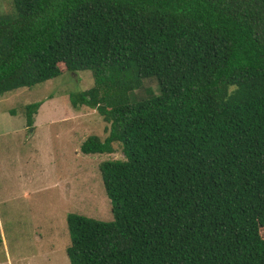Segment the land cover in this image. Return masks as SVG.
<instances>
[{
  "label": "trees",
  "instance_id": "16d2710c",
  "mask_svg": "<svg viewBox=\"0 0 264 264\" xmlns=\"http://www.w3.org/2000/svg\"><path fill=\"white\" fill-rule=\"evenodd\" d=\"M5 1L0 95L90 70L72 105L110 126L81 151L123 154L114 220L68 214L71 264H264V0Z\"/></svg>",
  "mask_w": 264,
  "mask_h": 264
},
{
  "label": "rangeland",
  "instance_id": "374dc122",
  "mask_svg": "<svg viewBox=\"0 0 264 264\" xmlns=\"http://www.w3.org/2000/svg\"><path fill=\"white\" fill-rule=\"evenodd\" d=\"M9 10L10 2L0 1V13ZM93 85L92 71H68L0 95V114H14L0 121V264H71L68 214L114 220L100 164L123 154L81 151L110 125L70 98ZM38 102L31 126L26 106Z\"/></svg>",
  "mask_w": 264,
  "mask_h": 264
},
{
  "label": "crops",
  "instance_id": "0c3cea01",
  "mask_svg": "<svg viewBox=\"0 0 264 264\" xmlns=\"http://www.w3.org/2000/svg\"><path fill=\"white\" fill-rule=\"evenodd\" d=\"M10 116H14V114H10V113H2V114H0V121H1V119L2 118H4V122L7 120V118H9ZM22 124V128L24 127L23 125L25 124V123H21Z\"/></svg>",
  "mask_w": 264,
  "mask_h": 264
}]
</instances>
